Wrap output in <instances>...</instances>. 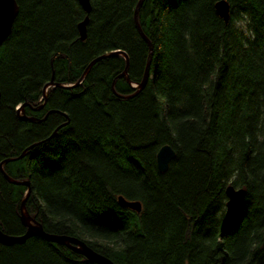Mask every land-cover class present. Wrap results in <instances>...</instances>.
Wrapping results in <instances>:
<instances>
[{
    "label": "trees",
    "instance_id": "obj_1",
    "mask_svg": "<svg viewBox=\"0 0 264 264\" xmlns=\"http://www.w3.org/2000/svg\"><path fill=\"white\" fill-rule=\"evenodd\" d=\"M15 1L0 45V163L13 159L0 230L24 234V200L45 232L115 264H264V0H226V22L219 0H143L140 88L139 0H90L83 40L77 0ZM229 184L245 190L230 214ZM0 264L97 263L32 236L0 243Z\"/></svg>",
    "mask_w": 264,
    "mask_h": 264
},
{
    "label": "water",
    "instance_id": "obj_2",
    "mask_svg": "<svg viewBox=\"0 0 264 264\" xmlns=\"http://www.w3.org/2000/svg\"><path fill=\"white\" fill-rule=\"evenodd\" d=\"M80 6L82 7L85 16L83 19L78 23V31L80 35V39L83 40L86 37V25L88 23L89 17L88 14L91 11V5L90 0H77ZM143 0H139L135 10H134V22L135 25L140 33V35L145 39V41L148 44V54H147V61L145 65V71L143 73V77L141 82L137 83V86L140 88L143 86L147 79L148 75V68H149V61L151 57V43L149 42L148 38L144 35L142 30L140 29V26L138 24L137 14L138 10L140 8V5ZM215 10L217 14L226 22L229 17V4L226 0H219L214 5ZM18 12V5L15 0H0V45L3 42V40L8 36V34L11 31L12 23L17 15ZM111 54H122L125 56V58L128 60L126 54H124L123 51L115 50ZM105 55L98 56L97 58L93 59L87 68L85 69V73L88 71L89 67L99 58L103 57ZM128 79V77H127ZM56 85V83H53L50 81L43 87V99L45 101L46 95H47V88L50 85ZM61 85V84H60ZM65 87H68L70 85H62ZM23 107V105H21ZM31 121L34 118H29ZM22 156V155H21ZM175 156L173 148L168 145H162L157 153H156V166L159 171H165L168 167V164L170 160ZM13 160V159H5L1 161L0 167L2 166L3 162ZM5 178L13 183H19L22 185H26L27 191L25 194V197L29 194V181H14L10 179L7 175H5ZM245 194V190L243 188H236L233 185L229 184L225 188V195H226V211L228 214H230L235 207L241 202ZM118 203L121 206L128 207L135 211L141 210V202L139 200H129L123 195L117 196ZM21 207V221L23 225L26 227V230L24 234L22 235H9L0 230V243L5 245H12L15 243H23L27 238L32 236H40L48 241L55 242L57 244L65 245L66 247L70 248L72 251L77 252L78 254L82 255L87 261L94 262L97 264H115L110 259H108L105 256H102L101 254L94 251L90 246H88L84 241L76 238V237H70L65 235H57V234H51L47 233L43 230L42 226L33 220L25 211L24 209V200L21 201L20 204Z\"/></svg>",
    "mask_w": 264,
    "mask_h": 264
},
{
    "label": "flooded vegetation",
    "instance_id": "obj_3",
    "mask_svg": "<svg viewBox=\"0 0 264 264\" xmlns=\"http://www.w3.org/2000/svg\"><path fill=\"white\" fill-rule=\"evenodd\" d=\"M21 108H23V107H21Z\"/></svg>",
    "mask_w": 264,
    "mask_h": 264
},
{
    "label": "rangeland",
    "instance_id": "obj_4",
    "mask_svg": "<svg viewBox=\"0 0 264 264\" xmlns=\"http://www.w3.org/2000/svg\"><path fill=\"white\" fill-rule=\"evenodd\" d=\"M134 86H136V85H134Z\"/></svg>",
    "mask_w": 264,
    "mask_h": 264
}]
</instances>
